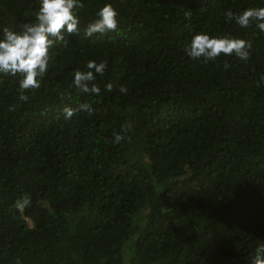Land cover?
Segmentation results:
<instances>
[{"label": "trees", "instance_id": "trees-1", "mask_svg": "<svg viewBox=\"0 0 264 264\" xmlns=\"http://www.w3.org/2000/svg\"><path fill=\"white\" fill-rule=\"evenodd\" d=\"M81 2L80 33L50 49L39 89L0 74V264H251L264 243V32L226 13L264 0ZM105 4L117 31L86 37ZM39 6L0 0V38ZM201 33L251 41L249 59L191 58ZM89 61L107 62L99 95L73 83ZM85 103L91 114L65 118Z\"/></svg>", "mask_w": 264, "mask_h": 264}, {"label": "clouds", "instance_id": "clouds-1", "mask_svg": "<svg viewBox=\"0 0 264 264\" xmlns=\"http://www.w3.org/2000/svg\"><path fill=\"white\" fill-rule=\"evenodd\" d=\"M84 4L81 0H40L38 11L35 12V22L24 23L20 32L3 28V36L0 38V74L5 76H20V89L37 90L41 87L50 61V49L60 42L67 46L68 41L65 33L78 35L80 33L78 10ZM118 12L111 4H105L99 9L97 19L90 22L85 28V36L91 37L94 34H105L118 29ZM190 13H186L189 16ZM229 19L241 28H250L253 24L264 32V7L248 8L239 15H234L231 11L226 13ZM252 48L251 41L234 39L229 37H210L207 34H197L192 37L190 45L185 49L187 55L193 59L203 58L204 62L214 61L221 54L226 56L235 55L241 60L247 61ZM225 68L229 67L225 63ZM89 71L77 70L74 74V85L84 93L100 94V88L91 83L95 81V74L104 75L107 69V62L89 61L87 64ZM91 83V87H89ZM107 91L113 90V85H106ZM120 92L126 93L124 86L120 87ZM20 100L27 101L28 96L21 94ZM93 112L92 107L85 103L79 105L78 109L65 108V118L70 119L76 111ZM131 125L127 126L130 130ZM124 137L115 135L114 143H119ZM30 204V198L25 196L22 201H18L16 207L23 209ZM251 264H264V243L260 244L252 258Z\"/></svg>", "mask_w": 264, "mask_h": 264}]
</instances>
